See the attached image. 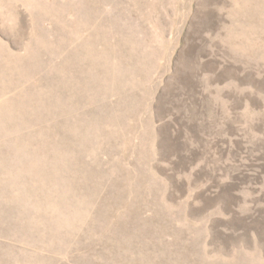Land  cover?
<instances>
[{
    "label": "rangeland",
    "instance_id": "rangeland-1",
    "mask_svg": "<svg viewBox=\"0 0 264 264\" xmlns=\"http://www.w3.org/2000/svg\"><path fill=\"white\" fill-rule=\"evenodd\" d=\"M0 125V264H264V0H0Z\"/></svg>",
    "mask_w": 264,
    "mask_h": 264
},
{
    "label": "bare ground",
    "instance_id": "bare-ground-1",
    "mask_svg": "<svg viewBox=\"0 0 264 264\" xmlns=\"http://www.w3.org/2000/svg\"><path fill=\"white\" fill-rule=\"evenodd\" d=\"M77 4V3H76ZM77 6V5H76ZM75 6V7H76ZM80 6V5H79ZM71 7V6H70ZM82 7V6H81ZM83 9V8H82ZM45 11H50V8H48V9H44ZM41 11L43 12V10L41 9ZM84 13V20H86V12L84 11L83 12ZM76 14V13H75ZM79 17V16H78ZM80 20V19H79ZM76 22V21H75ZM83 22V21H82ZM85 24V23H84ZM80 25V24H79ZM75 26H76V24H75ZM73 29H74V27H73ZM75 30V29H74ZM73 30V31H74ZM76 31V30H75ZM37 37H40V36H37ZM36 37V38H37ZM38 40L42 43L43 41L41 40V38H38ZM44 43V42H43ZM84 47H85V49H87V44H84L83 45ZM60 48H62V46L61 45H58V43H53V45H52V52L50 53V55L52 56L53 55V57L55 56V54H59L60 53ZM81 50V49H80ZM75 51V50H74ZM75 53V52H74ZM75 60H77L76 61V63H78V61L80 62V53L78 52V50L76 51V53L74 54V61ZM24 62V63H23ZM66 62H68V61H66ZM48 63H51L50 62V60H48ZM75 63V62H74ZM35 64V59L32 57V55L31 54H29V55H27V56H25L24 58H23V60H22V64L20 65H13L12 66V72L13 73H15L16 75H18V76H23L24 78H26L27 79V77L29 76V73H27V71H29L30 69H31V67L33 66ZM29 69V70H28ZM59 74H60V72H59ZM58 78H60V76L58 75L57 76ZM67 78L68 77H66V78H60V79H62V81L65 83V84H67ZM73 84H74V82L71 84V86H73ZM55 96V95H54ZM60 98V97H59ZM64 106V105H63ZM25 111H28V110H25ZM1 126V125H0ZM58 149V148H57ZM53 155V154H52ZM60 155V154H59ZM65 156V155H64ZM68 162V161H67ZM68 164V163H67ZM29 165V166H28ZM28 165H27V168H29V169H35L36 170V165H31L30 163H28ZM25 167V166H24ZM31 167V168H30ZM65 168V167H64ZM71 168V167H70ZM69 168V169H70ZM12 169V168H11ZM17 174V173H16ZM12 201H13V199H12ZM22 203V202H21ZM26 203V202H25ZM41 205V204H40ZM21 207V206H20ZM23 207V206H22ZM31 208V207H30ZM25 211V210H24ZM27 212H28V210H26ZM9 212V211H8ZM13 212V211H12ZM11 212V213H12ZM32 212V211H31ZM17 215H19V214H16V216ZM23 215V214H22ZM28 215H30V213L28 214ZM2 216V215H1ZM69 216V215H68ZM66 217V216H65ZM70 217V216H69ZM68 218V217H67ZM44 218H42V220H43ZM31 221V220H30ZM67 223V222H66ZM3 225V224H2ZM68 225H69V223H68ZM66 242V241H65ZM170 260V259H169ZM117 262V261H116Z\"/></svg>",
    "mask_w": 264,
    "mask_h": 264
}]
</instances>
